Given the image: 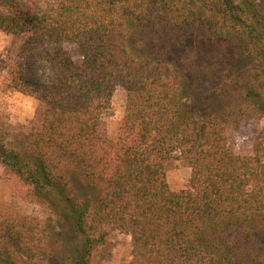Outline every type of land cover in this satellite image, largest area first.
<instances>
[{"label":"trees","instance_id":"16d2710c","mask_svg":"<svg viewBox=\"0 0 264 264\" xmlns=\"http://www.w3.org/2000/svg\"><path fill=\"white\" fill-rule=\"evenodd\" d=\"M0 31L26 38L11 89L46 107L40 128L0 129V164L50 212L0 216V264H92L109 230L129 264H264V128L252 156L228 135L264 118V0H0Z\"/></svg>","mask_w":264,"mask_h":264},{"label":"rangeland","instance_id":"374dc122","mask_svg":"<svg viewBox=\"0 0 264 264\" xmlns=\"http://www.w3.org/2000/svg\"><path fill=\"white\" fill-rule=\"evenodd\" d=\"M25 37H14L0 31V129L12 137L29 133L40 128L45 118L46 107L36 99L11 89L8 72L12 63L21 61V47ZM127 94L118 88L104 117L101 134L115 139L123 122ZM264 128V118L244 122L238 131H228L235 153L252 156L260 131ZM192 170L184 160H174L167 167V176L173 191L180 192L188 187ZM29 216L46 222L49 210L28 198L21 187H13L4 167L0 164V216ZM133 247L130 235L109 230L106 245L95 252L92 264H129Z\"/></svg>","mask_w":264,"mask_h":264}]
</instances>
